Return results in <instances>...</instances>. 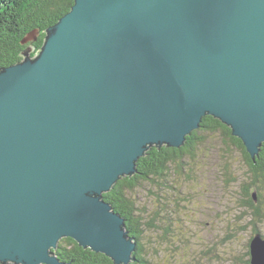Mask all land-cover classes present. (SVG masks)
I'll use <instances>...</instances> for the list:
<instances>
[{"label":"water","instance_id":"obj_1","mask_svg":"<svg viewBox=\"0 0 264 264\" xmlns=\"http://www.w3.org/2000/svg\"><path fill=\"white\" fill-rule=\"evenodd\" d=\"M33 51L0 70L1 264H66L64 238L131 264L103 195L149 149L206 116L253 161L264 144V0H74ZM250 255L264 264L261 234Z\"/></svg>","mask_w":264,"mask_h":264},{"label":"rangeland","instance_id":"obj_2","mask_svg":"<svg viewBox=\"0 0 264 264\" xmlns=\"http://www.w3.org/2000/svg\"><path fill=\"white\" fill-rule=\"evenodd\" d=\"M204 139L194 169L161 187L145 183L133 194L146 225L141 242L149 264H250L255 234L239 205V186L229 181L248 178V167L219 136ZM259 230L264 236V225Z\"/></svg>","mask_w":264,"mask_h":264},{"label":"trees","instance_id":"obj_3","mask_svg":"<svg viewBox=\"0 0 264 264\" xmlns=\"http://www.w3.org/2000/svg\"><path fill=\"white\" fill-rule=\"evenodd\" d=\"M73 5L74 0H0V70L22 61V53L29 47L34 50L31 56L39 53L47 30L68 14ZM204 135L219 136L226 148L235 149L242 155L248 167V178L240 180L232 177L229 181L239 186V205L247 212L253 233L261 234L259 228L264 225V144L253 161L243 142L232 135L229 127L218 119L206 116L200 128L187 137L182 148L152 147L137 162L134 176L122 178L109 193L103 195L113 211L125 219L127 231L137 242L131 264H149L141 242L146 225L133 198L134 192L145 183L161 187L171 183L172 177L194 169L198 161L197 152L206 144ZM158 218L159 214H156ZM153 223L150 228L157 229ZM55 253L66 264H114L104 254L84 249L71 238L61 240Z\"/></svg>","mask_w":264,"mask_h":264}]
</instances>
